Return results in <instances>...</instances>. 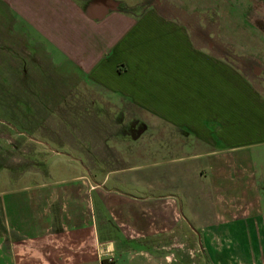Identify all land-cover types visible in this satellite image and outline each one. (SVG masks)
<instances>
[{
  "label": "crops",
  "instance_id": "0c3cea01",
  "mask_svg": "<svg viewBox=\"0 0 264 264\" xmlns=\"http://www.w3.org/2000/svg\"><path fill=\"white\" fill-rule=\"evenodd\" d=\"M0 1L51 56L101 86L103 107L135 121L138 136L134 146L111 118L71 145L109 172L85 167L56 191H1L0 264H190L224 223L256 226L247 239L264 241V29L231 46L247 71L225 74L223 60L207 63L206 42L186 40L190 25H159L161 46L142 47L157 30L142 23L151 11L136 21L109 1ZM193 240L203 247L182 248Z\"/></svg>",
  "mask_w": 264,
  "mask_h": 264
},
{
  "label": "rangeland",
  "instance_id": "374dc122",
  "mask_svg": "<svg viewBox=\"0 0 264 264\" xmlns=\"http://www.w3.org/2000/svg\"><path fill=\"white\" fill-rule=\"evenodd\" d=\"M88 1L97 2L98 6L109 2L119 4L126 11L138 13L140 17L136 21L151 11L152 16L142 20L149 28L157 27L155 33H143L142 47L148 49L161 46L158 35L163 33L158 31L159 25L191 26L192 34L185 33L186 40H192L194 48L206 42L208 48L203 51L208 53L207 63L219 64L217 59L223 60L225 74L234 72L230 66L247 71L246 60L236 55L244 50L231 46H237L238 42L246 44L253 40V32L260 34L264 29V0ZM6 4L0 1V192L25 186L30 189L47 186L56 191L62 183L71 184L80 170L88 176L85 167L100 173L109 172L104 170V162L97 155H93V159L87 153L82 156L72 152V143L78 142L79 137L89 136V131L101 135L113 119L123 126L119 136L135 146L138 141L136 122L128 120L125 114L107 112L103 107L104 97L99 96L102 92H98L102 87L79 75L71 63L51 56L45 41L36 34H29L23 19L13 17ZM178 36L176 34L177 40ZM94 90L98 92L96 96L92 93ZM40 173H43L41 177ZM29 174L31 176H27ZM101 179L99 176L95 180ZM233 226L221 224L222 238L208 240L204 247L196 240L181 243L184 250L206 248L202 256L188 253L185 261L190 264H264V241L247 239L248 232H255L256 226L241 225L239 230Z\"/></svg>",
  "mask_w": 264,
  "mask_h": 264
},
{
  "label": "built area",
  "instance_id": "2783aa9c",
  "mask_svg": "<svg viewBox=\"0 0 264 264\" xmlns=\"http://www.w3.org/2000/svg\"><path fill=\"white\" fill-rule=\"evenodd\" d=\"M103 261V264H114V261L112 259H108L107 262Z\"/></svg>",
  "mask_w": 264,
  "mask_h": 264
},
{
  "label": "trees",
  "instance_id": "16d2710c",
  "mask_svg": "<svg viewBox=\"0 0 264 264\" xmlns=\"http://www.w3.org/2000/svg\"><path fill=\"white\" fill-rule=\"evenodd\" d=\"M106 262H107V261H106ZM106 262H105V263H106Z\"/></svg>",
  "mask_w": 264,
  "mask_h": 264
}]
</instances>
